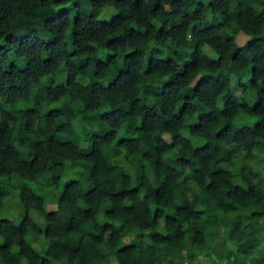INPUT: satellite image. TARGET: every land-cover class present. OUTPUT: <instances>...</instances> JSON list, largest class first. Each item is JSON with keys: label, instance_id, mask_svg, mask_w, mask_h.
<instances>
[{"label": "trees", "instance_id": "16d2710c", "mask_svg": "<svg viewBox=\"0 0 264 264\" xmlns=\"http://www.w3.org/2000/svg\"><path fill=\"white\" fill-rule=\"evenodd\" d=\"M11 187L5 264H264V0H0Z\"/></svg>", "mask_w": 264, "mask_h": 264}, {"label": "rangeland", "instance_id": "374dc122", "mask_svg": "<svg viewBox=\"0 0 264 264\" xmlns=\"http://www.w3.org/2000/svg\"><path fill=\"white\" fill-rule=\"evenodd\" d=\"M113 12V11H112ZM111 12H109L110 14ZM109 14H101L100 15V19L103 18V16H108ZM49 15V14H48ZM192 39L189 38V43L191 44ZM250 40V36L244 33H239L236 36V41L238 42L239 45H242L244 49H246L245 44ZM241 73H243L241 71ZM205 143V139L203 137H197L195 139V144L198 146H203ZM65 163L63 162V160L61 159V157L54 155L53 153L48 154L46 162L41 170L40 173V177L47 181L50 180L54 177H57V179H60V185L58 186V188H60L66 177L63 175L64 172H66L67 167L65 168ZM72 172V170H71ZM78 174V173H76ZM79 175V174H78ZM72 176H76V175H72ZM90 176L92 179H96L94 174L90 173ZM78 177V176H77ZM79 177H84L86 180V185H89V182L87 180H89V176L87 174V172L83 171V173L79 176ZM31 185L35 188L37 185L33 182H31ZM96 184L92 181L90 186H87L86 188H82L81 192L83 196L89 195L90 192H92L94 189H96ZM19 189H15L13 187H11L9 189V193H7V195L4 197V199L2 200V204H4L3 206L0 205V217H8L13 219L16 223L19 222L20 220V216H18L19 211H21L22 209V205L19 201ZM47 191H50L49 188H46ZM55 191L57 192L58 190L55 189ZM89 201L91 203H94V198L93 196L90 198L89 197ZM46 207L48 210H51L55 207V203L50 201L49 203L46 204ZM134 208L137 210L138 213H140L141 216H143V218L145 220H147L151 226L153 227V223L151 220V217H148L146 215V209L144 204L141 205L139 202H135L134 203ZM31 215L36 218L37 220H39V217L37 215V211L35 209H33L31 212ZM183 215H188V209H183L182 211ZM41 221V219H40ZM5 253L0 252V264H5Z\"/></svg>", "mask_w": 264, "mask_h": 264}]
</instances>
